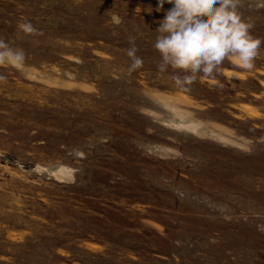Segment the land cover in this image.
<instances>
[{
  "label": "rangeland",
  "instance_id": "rangeland-1",
  "mask_svg": "<svg viewBox=\"0 0 264 264\" xmlns=\"http://www.w3.org/2000/svg\"><path fill=\"white\" fill-rule=\"evenodd\" d=\"M157 6L0 0L26 53L0 66V264H264V43L183 91L158 73Z\"/></svg>",
  "mask_w": 264,
  "mask_h": 264
},
{
  "label": "clouds",
  "instance_id": "clouds-1",
  "mask_svg": "<svg viewBox=\"0 0 264 264\" xmlns=\"http://www.w3.org/2000/svg\"><path fill=\"white\" fill-rule=\"evenodd\" d=\"M165 2L173 7L156 29L154 48L161 57L157 69L159 74L171 69L170 78L179 89L189 90L200 74H222L228 58L245 70L254 67L264 41L252 35L254 24L242 17L244 0H158L157 12L163 10ZM248 6L259 10L264 8V0H249ZM17 27L24 36L43 35L31 22H21ZM128 43L126 55L131 64L127 71L131 75L143 67L144 61L136 55V37L129 36ZM25 63V51L0 38V66L21 69ZM5 79L0 75V81Z\"/></svg>",
  "mask_w": 264,
  "mask_h": 264
}]
</instances>
